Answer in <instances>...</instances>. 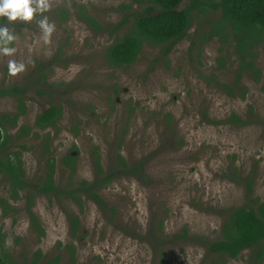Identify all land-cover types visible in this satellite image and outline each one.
Instances as JSON below:
<instances>
[{
	"label": "rangeland",
	"instance_id": "1",
	"mask_svg": "<svg viewBox=\"0 0 264 264\" xmlns=\"http://www.w3.org/2000/svg\"><path fill=\"white\" fill-rule=\"evenodd\" d=\"M48 3L31 21L0 17L15 35L8 44L15 52L0 53V87L28 86L25 112L14 127L2 128L9 135L5 152H19L29 183L14 197L0 174V198L7 205L0 206V253L17 264H221L190 237L218 238L228 209L249 204L243 183L232 180L234 169L251 178L250 198L264 201V31L245 59L248 68L232 37L221 42L202 35L217 12L194 15L165 57L161 47L144 43L131 65L114 67L105 50L127 32L128 23L116 25L141 10L139 0ZM78 6L104 30L89 29L76 15ZM60 8L68 20L61 21ZM42 16L54 25L47 42L38 24ZM9 59L23 62L25 70L8 74ZM50 105L60 106V119L35 128V117ZM17 111L15 97L0 98V117ZM232 115L253 123L227 122ZM22 127L29 132L21 134ZM66 153L75 157L72 173L60 164ZM116 154L129 169L139 161L144 169L117 175L97 190L107 211L85 196L78 205L35 190L48 157L54 158V183L69 189L95 180V157L105 173L112 170ZM69 216L78 219L75 236ZM159 225L155 243L149 238ZM250 253L225 264H249Z\"/></svg>",
	"mask_w": 264,
	"mask_h": 264
},
{
	"label": "trees",
	"instance_id": "2",
	"mask_svg": "<svg viewBox=\"0 0 264 264\" xmlns=\"http://www.w3.org/2000/svg\"><path fill=\"white\" fill-rule=\"evenodd\" d=\"M139 2L143 4L141 10L128 13L116 25L118 28L128 23L129 28L122 37L115 38L111 45L106 48L105 58L109 65L114 67L131 65L136 60L144 43L161 47L162 56L165 57L172 46L180 41L191 28L194 15L217 12L218 18L211 22L209 31L202 35L206 39L219 37L221 42H226L229 37H232L236 42L235 50L239 60H241L242 67H250L251 63L245 62V59L251 56L250 50L262 39L261 34L264 31V0H139ZM58 15L61 21L68 20L70 16L64 8L58 10ZM76 15L93 32L98 33L104 30L86 12L83 6L77 7ZM51 65L52 62H49L46 67L49 68ZM41 67L40 65V69ZM241 71L242 69L237 71V80L241 76ZM27 89L28 86L19 85L0 87V98L10 96L15 97L17 100L18 111L12 114L11 117L6 115L0 117V174H3L9 182L14 197L17 196L18 191L25 190L29 183L25 178L19 152H5L9 135L3 134L2 128L5 129V125L14 127L18 117L25 112L23 95ZM37 93L41 94L42 92L38 90ZM249 112H251V109ZM60 116V106L50 105L35 117L33 125L39 130H44L55 126ZM227 122L240 125L253 123L251 120L247 121L236 115H232ZM29 130V128L25 129V127H22L20 133H28ZM93 162L96 171L95 180L91 183L82 181L75 188L67 189L54 183V158L48 157L47 171L41 184L36 186L35 190L48 196L66 197L78 205L81 203V197L85 196L94 201L101 209L107 211V205L97 190L109 184L117 175L122 173L134 175L144 169V161H139L135 167L129 169L120 154H116L114 168L106 173L103 171L98 157H95ZM60 164L72 173L75 170V157L66 153L60 158ZM233 175L235 178L232 180L235 183H243L246 200L249 204L228 209V215L221 225L218 238L207 239L203 236H191L190 239L198 241L206 248L209 254L216 255L220 259L221 264H225L228 259L237 258L245 250L251 251L249 264H262L264 258V201L250 198L252 193L251 178H242L236 175V169L233 170ZM31 199L32 195H29L28 212L30 215L29 206L32 202ZM0 206L4 207V209L7 208L6 202L1 198ZM111 211L114 212L112 207ZM31 218H33L32 215ZM69 221L71 235L75 236L79 227L78 219L75 216H69ZM160 230L161 226L159 225L156 229L157 232L155 231L151 234L149 239L157 243L158 241L155 237ZM185 236L186 232L184 230L182 235L177 236V239ZM71 260L74 261L73 254H71ZM0 264L17 263L0 253Z\"/></svg>",
	"mask_w": 264,
	"mask_h": 264
},
{
	"label": "clouds",
	"instance_id": "3",
	"mask_svg": "<svg viewBox=\"0 0 264 264\" xmlns=\"http://www.w3.org/2000/svg\"><path fill=\"white\" fill-rule=\"evenodd\" d=\"M49 8L48 0H0V17L6 18L7 21H31L34 13H42ZM42 30L41 38L47 42L50 34L54 30V25L48 21L47 16H42L38 21ZM15 35L10 32L8 27L0 25V53L11 55L15 52L14 47L8 44L14 41ZM25 70V64L14 59L7 62L8 74L15 76Z\"/></svg>",
	"mask_w": 264,
	"mask_h": 264
}]
</instances>
